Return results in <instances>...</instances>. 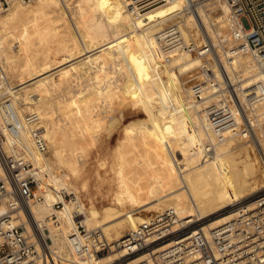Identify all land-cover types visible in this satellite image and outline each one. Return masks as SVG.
Instances as JSON below:
<instances>
[{"label": "bare ground", "instance_id": "6f19581e", "mask_svg": "<svg viewBox=\"0 0 264 264\" xmlns=\"http://www.w3.org/2000/svg\"><path fill=\"white\" fill-rule=\"evenodd\" d=\"M99 2L109 7L116 25L124 33L126 44L123 47L128 49L132 47L131 49L140 52L135 56L134 68L130 69L132 72L134 70L135 76L132 75L134 77L131 78L138 84L140 93L149 96L150 101L156 105L165 104V100L168 99V105L165 113L154 116L149 122L140 125L143 130L138 135L126 133L125 136L119 137L112 150L114 158L119 159L129 150L132 152L136 149L137 152L141 149L146 152L149 147H154L162 161L154 167V172L152 168L150 169L153 172V184L145 188L139 179V183L136 182L134 174L129 173L130 166L127 168L128 174L126 170L123 173L118 168L115 177L111 178L116 183L115 192H111L112 194L109 192L112 197L108 203L98 207L95 201L98 191L85 194L92 204L82 203L78 188L85 191L87 182L83 180L78 186L75 179L80 177L85 156L83 151L86 154L85 149L96 143L91 131H86L89 130L88 127L90 128L88 111L92 104L109 96L111 86L106 84L118 83L120 80V78L116 80V70L100 72L101 69H95L94 56L97 45L91 43V40L88 41L91 36L84 37L85 32L81 31L82 28L79 29L81 24L85 25L88 22L92 9H95ZM185 2L186 0H167L143 12H137L133 9V0H79V3L73 0H11L9 5L0 11V96L9 94L10 100L18 106L20 113L36 112L39 115L48 145L46 153L36 155L35 160L47 166L50 187L43 201L29 204L33 218L42 227L44 236L49 238V251L52 257L46 264H134L148 258V254L141 251L135 254L133 259L121 261L124 254L115 248L114 244L123 236V229L127 231L135 229L139 224L147 222L166 209L176 214L175 222L171 226L172 231L219 213L200 224L206 230L235 216V208L220 213L222 209L235 206L244 199L247 200L246 205L250 209L254 201L253 196L264 190V172L261 171L260 176L258 175L259 180H256L248 164L246 165L245 160H241L239 155L244 154L245 144L252 140L264 157V145L256 131L250 130L260 125V118L264 117V102L250 107V115L253 117L246 125V130H250L249 134L242 132L241 116L234 109L235 130H228L222 136H218L212 129L203 107L210 99L226 94L222 90L212 88L207 80L199 84L201 94L205 98L203 101H194L192 95L187 94L188 88L184 89L185 97L176 89L171 72L178 68L199 65V57L203 55L199 52L177 50L166 53L160 42V32L174 26L197 47L204 43L208 44L209 41L216 46L217 42L211 39L210 30L214 31L220 43L226 42L227 38L225 33L221 36L218 34L225 27V15L228 11V5L224 0L204 1L196 6V16L182 9ZM209 10L216 12L218 21L213 20ZM40 21H43L42 25ZM206 35L209 39L205 37ZM97 42L99 44L100 40ZM32 48L34 53L40 52L43 56L40 59V55L36 54L40 60L38 64L41 71L53 74L52 77L40 79L37 72H34V75L23 79L15 69L13 79H8L5 71L13 62V58L25 56L30 59ZM224 53L227 57V68L225 60L221 56L220 58L236 95L242 103L243 101L246 103L254 90L253 86L260 82L264 85V66L256 65L250 54L240 48ZM113 55L116 54L113 52ZM118 70L117 72H123L121 67ZM161 70L166 72L170 82L168 86L172 87L173 92H170V88L166 89L167 85H164L166 80L163 79ZM83 79L94 80L92 89L87 92H82L79 88L78 82ZM37 80L38 86L34 84ZM65 118H69L73 128H80L81 132L70 131L66 127ZM195 122L199 124L197 129ZM203 137L209 141V145H205ZM128 155L124 157L130 160ZM224 157H232V161L226 163L223 161ZM141 160L143 159H138L140 162ZM138 161H133L137 162L134 165L138 164ZM101 165L105 163L102 162ZM134 165L132 171L137 166ZM150 165L147 164L148 167ZM164 169L174 170V174L169 173L170 176L173 175L172 179L166 182L161 177ZM215 169L218 170L216 181L209 179ZM135 172L137 173V170ZM142 172L147 173L144 170ZM140 173L139 170L137 174ZM144 176L143 178H147ZM65 178L70 180L67 182L70 191L65 187ZM61 188L68 194H74L75 199L64 201L62 208H54L55 201L58 198L62 199L57 196ZM126 204L135 212L126 215L124 213ZM153 209L159 211L154 213L152 211V214L145 216V212H151ZM51 214H56L59 221L57 226L52 223ZM77 219L86 229L99 230L108 244L107 252L92 258L90 262L74 260L72 250L68 246V236L75 229ZM195 228L197 227H192L191 230ZM159 249L154 248L153 253Z\"/></svg>", "mask_w": 264, "mask_h": 264}, {"label": "built area", "instance_id": "2783aa9c", "mask_svg": "<svg viewBox=\"0 0 264 264\" xmlns=\"http://www.w3.org/2000/svg\"><path fill=\"white\" fill-rule=\"evenodd\" d=\"M165 1L133 0V9L140 12ZM204 1L186 0L182 9L196 16V6ZM224 1L228 5L224 31L230 46L223 43L221 51L243 49L256 65L264 66V0ZM10 2L0 0V11ZM159 35L166 53L190 51L208 57V62L201 67L203 76L212 88L226 94L203 107L216 134L222 136L228 130H235L234 109L241 116L242 132L249 134L251 129L247 131L246 125L253 117L250 107L264 101V85L256 84L248 101L242 103L215 45L209 41L197 47L174 26L162 30ZM205 37L209 39L207 35ZM221 55L227 59L225 54ZM192 92L194 101L205 99L200 85L194 86ZM47 148L39 115L36 112L20 113L9 94L0 96V264H46L52 257L49 238L44 236L29 209L30 203L44 200L50 187L47 166L35 160L36 155L46 153ZM57 193L62 199L55 201L54 208H62L64 201L75 199L74 194H68L63 188ZM253 197L252 208L249 209L244 199L235 205L232 219L206 230L198 226V220L196 225L189 224L172 231L176 214L166 209L126 231L114 247L124 254L121 261L141 251L148 254V258L134 264H264V190ZM51 217L57 226L56 214ZM192 227L197 228L191 230ZM156 245L159 246L154 247ZM68 246L74 260L85 263L108 248L99 230L86 229L78 219L68 236ZM158 247L160 249L153 253Z\"/></svg>", "mask_w": 264, "mask_h": 264}, {"label": "rangeland", "instance_id": "374dc122", "mask_svg": "<svg viewBox=\"0 0 264 264\" xmlns=\"http://www.w3.org/2000/svg\"><path fill=\"white\" fill-rule=\"evenodd\" d=\"M73 1L74 2L76 1V3H79V0H73ZM209 11H210L211 16L213 17V20L218 21L217 19H219V17L217 16L216 12H213L214 10H209ZM215 16L217 18H214ZM40 23L42 25L43 21H40ZM87 26H89L91 29ZM81 28H82L81 31L85 32L84 37L88 38V36L89 37L91 36L92 39L89 38L88 41L91 40L90 41L91 43L94 42V44L97 45L96 54L94 56L96 59L95 69H97V70L101 69L100 72H107V71L116 70V73H115V77L117 78L116 80L118 81V79L120 78L118 83H116V82H113L112 84H109V83L106 84L107 82L105 83L106 86H108V85L111 86L109 89V93H108L109 96H107L106 98H104L101 101H97L96 103L92 104L90 107V110L88 111L90 128L88 127L89 130H86V131H91V134L93 135L94 139H96V143L93 145H89L85 149L86 154H84L85 151H83V155H85L86 157L83 156V164H82V169L80 171V177L75 179L78 186L80 185V183L83 180L87 182V188L85 191L81 190V188H78L79 189L78 194H79V198H80L81 202L82 203L88 202V204H92L91 200L89 198H87L85 196V194L89 195L93 191L97 190L98 195L95 197V199H96L95 201L97 202V206L99 207L100 205L107 204L108 203L107 201H109V198L112 197L110 195L112 193H114L116 190V188H114V186H116V183L113 179L111 180V178L115 177L116 171H117L116 169H118V168L123 173L126 170V173L128 174L127 168L129 166L132 167L130 170H129L130 167L128 168L129 173L134 174V179H136V182L139 183L141 181L142 183H140V184H143V186L145 188H146V186L153 184L154 178H153L152 173L155 171L153 169H155L154 167L156 165H158L160 161H162L161 156L157 153V150L154 147H149L146 150L147 153L145 152V150H141V149H139L140 152H139V150H137V152H139V153L136 152V149L133 151L131 150L132 152H130V150H129V151H127V153L126 152H125V154L123 153L119 157V159L114 158L112 150L114 149V147L116 145V141L118 140L119 137L125 136L126 133L131 134V135L132 134L138 135L143 130L141 127H139L140 125L149 122L150 119L154 116H160L163 113H165L166 112V106L168 105V99L165 100V102H164L165 104L156 105L155 103L150 101L149 96H146V95H143L140 93V91L138 89V84L135 83V81H133L134 78H131L132 75L135 76V74L133 73L134 70H133V72L130 71V69L132 70V68H134V65L136 64V59H135L136 54L139 55L140 52H137V50H135V49H131L132 47L130 49L123 47V45L126 44V38L124 37V33L121 31L119 26L116 25L114 18L111 16V14L109 12V7L106 4H102L99 2L97 4V7L95 9H92V11L89 15V18H88V22H86L85 25H82V24L80 25L79 29H81ZM85 28H86V31H85ZM83 29H84V31H83ZM87 33H88V35H87ZM210 33H211L210 34L211 39H213L214 42H217L216 50L219 52L221 58L223 60H225L224 64L227 68L228 67L227 60L225 58H223V56L221 55V54H225L224 51H226V50L221 51L220 47L223 43H225L227 46H229V44H228V42L220 43L218 41L219 39L217 38V36L213 30H210ZM224 33H225L224 29L222 31H220V33L218 32V34L220 36ZM95 37L97 39H95ZM225 37H227V36H225ZM51 38H53V37H51ZM98 39L100 40L99 44L97 42ZM225 41H227V38L225 39ZM50 42H52V41H50ZM218 46H219V48H218ZM32 47L34 48L35 46L33 45ZM33 48L31 50L32 51L31 55H29V57H31L30 58L31 60L25 58V56L24 57L23 56L22 57L17 56V57L13 58V62L8 65L7 70L5 71L8 79H10V80L13 79V73H14L15 69L18 70L19 75H21V77L23 79H27V77H29V75L32 76V74L34 72H37L38 77L40 79H47L48 77H52L53 74H51V73L45 74L44 72L41 71L40 65L38 64L40 62L38 56L40 55V59L43 56L40 52L34 53ZM111 48H112V50H111ZM113 52L116 55H113ZM119 52L121 54H118ZM32 53H34V54L32 55ZM36 54L37 55L39 54V55L37 56ZM225 57H226V54H225ZM37 58H38V60H37ZM206 59H208L207 56H201V57H199V60H200L199 65H196L195 67H193V66L185 67L186 70L184 68H178V69L173 70L171 72L175 86H176V89L182 97H185V95H186V93L184 92L185 88H188L187 94L192 95V93H193L192 88L194 86H198L201 81L205 80L201 67H202L203 63L208 62V61H206ZM28 62L32 63V64H30V65L26 64ZM210 63H211V67L214 69V65H212L213 62H210ZM23 64H24V66H27V65L28 66L25 68L23 66ZM16 65H17V67L15 68ZM124 65H127V66H124ZM22 67H24L25 69L24 68L22 69ZM120 67L123 68L124 73L119 71ZM117 69H119L118 70L119 72H117ZM126 69H127V71H126ZM181 69H183V70H181ZM22 70H23V72H22ZM130 72H132L133 74L132 73L130 74ZM214 72L216 73V76H217V71L214 70ZM161 73L163 75V79L166 80L164 82V85H167L166 89L170 88V92H173V90L171 91L172 87L168 86V84L170 85V82L167 79L166 72L164 70H161ZM121 74H122V76H121ZM125 74H126V76H124ZM134 76H132V77H134ZM125 79L128 82L127 81L125 82ZM93 81L94 80L83 79L80 82H78L80 90L82 92H87L88 90L92 89ZM38 83H39L38 80L34 82V84L36 86H38ZM163 94H164V96H166V93L164 90H163ZM219 97L220 96L210 99L209 103L210 102H213V103L217 102ZM262 102H264V101H262ZM65 120L67 122L66 127L70 131H73V132L74 131L75 132L80 131L79 130L80 128H76V129H75V127L73 128V123L71 120H69V118H65ZM194 124H195V127L197 129L199 124L197 122H195ZM205 124H207V123H205ZM251 130H253L251 132L256 131L255 133H257V135L260 139V142L262 143V145H264V117L260 118V125L255 126V128L251 129ZM247 139H249V136L247 137ZM203 142L205 143V145L210 144L209 141L205 137H203ZM244 148H245L244 154H242V153L239 154L241 157V160H243V161L245 160L244 162L246 163V165L248 164V168L252 172L254 178H256V180H259L260 172L261 171L264 172V157H262L261 152L258 150V148L254 144V142H252V140L248 141L245 144ZM128 152H129V155H131V156L128 155ZM133 153H135V154H133ZM136 154H142V155H138V156H140V157H138ZM127 155H128V157H130L131 161L129 160V158H125ZM133 155L135 157L136 156L137 157L133 158L134 157ZM124 158H125V160H123ZM138 159L139 160L143 159V160H141V162H140V161H138ZM147 159L149 160L148 161L149 163L147 162ZM116 160L117 161L119 160V162L121 161L122 165H121V163L117 162ZM136 160L138 161V164L140 163L139 166H138V164H136L139 168L136 165H134L137 162H133V161H136ZM144 160H145V163H144ZM122 161H124V162H122ZM223 161L226 163L231 162L232 157H230V158L224 157ZM102 162H104L105 165H101ZM114 162L116 164H114ZM125 162H127V163H125ZM123 163H125V164H123ZM132 163L134 166H136L134 168V170L136 169L137 173L140 170L142 175H141V173L137 174L135 172L136 170L132 171V169H133ZM141 163H144V165H141ZM147 164H149V165L152 164V165H150L148 167ZM124 165H126V166H124ZM122 166H123L124 170H123ZM151 168H152L153 172H152V170H150ZM64 170H65V172L68 173V171L66 169H64ZM142 170L146 171L147 173L142 172ZM149 170L151 171V173ZM215 171L212 172V176L209 178V179H213L214 181H216L218 179V170L215 169ZM148 172H149V174H148ZM169 173L174 174V170L173 171H168L165 169L162 170L161 177H162L164 182L172 179L173 175L170 176ZM136 174H137V176H136ZM151 174H152V178H151ZM143 175L147 176V178L145 176H144L145 178H143ZM138 179H139V182H138ZM69 181H70L69 178H65L64 183H65L66 189L70 191L69 184H68ZM109 182H110V184H109ZM89 186H90V188H89ZM109 192L110 193L112 192V193L110 194ZM106 197H108V198H106ZM125 207L126 208L124 209V213L126 215L132 214L135 212V210L131 209L127 204ZM231 208H235V206H227L226 208L222 209L220 211V213L226 212ZM50 211L52 212L53 210L51 209ZM152 211L154 213V212H157L159 210L153 209V210H151V212L147 211V212H145V216H148L150 213L152 214ZM217 214H219V213L212 214L208 217H205L202 220H199L198 225L199 226H200V224L202 225L203 222H205L208 219L216 216ZM192 225H196V223L194 222ZM126 231H127V229H123L122 233H125ZM105 252H107V251H105ZM131 259H133V258L131 257V258H128L126 260H131Z\"/></svg>", "mask_w": 264, "mask_h": 264}]
</instances>
